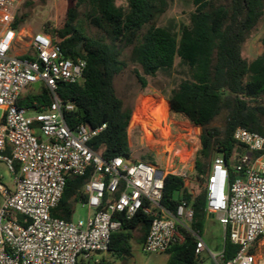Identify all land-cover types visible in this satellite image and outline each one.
Returning <instances> with one entry per match:
<instances>
[{
  "label": "built area",
  "instance_id": "2783aa9c",
  "mask_svg": "<svg viewBox=\"0 0 264 264\" xmlns=\"http://www.w3.org/2000/svg\"><path fill=\"white\" fill-rule=\"evenodd\" d=\"M21 1L0 0V163L14 176L11 186L0 180V264L97 262L112 255L120 217L133 219L140 212L151 219L146 253H167L183 244L187 234L194 235L193 204L181 200L171 211L162 200L168 175L183 178L186 185L195 152L167 134L162 166L132 156L105 159L90 143L106 124L70 127L66 115L75 110L74 103L55 98L40 109L20 106L35 85L55 92L60 83L82 81L87 66L82 58H67L51 34L15 28ZM233 138L243 153L233 166L224 155L216 156L204 190L207 216L217 218L238 251L227 259L224 250L214 253L197 237L196 264H264V136L239 127ZM230 168L237 174L233 182ZM70 175L88 176L82 188L86 201L81 202L89 209L85 219L52 216Z\"/></svg>",
  "mask_w": 264,
  "mask_h": 264
},
{
  "label": "trees",
  "instance_id": "16d2710c",
  "mask_svg": "<svg viewBox=\"0 0 264 264\" xmlns=\"http://www.w3.org/2000/svg\"><path fill=\"white\" fill-rule=\"evenodd\" d=\"M192 5L189 23L176 35L158 24L170 8V0H126V6H119L117 0H77L68 11L65 26L46 27L45 33L60 41L67 58L86 60L83 80L60 83L55 92L43 86L41 93L23 96L19 105L34 110L51 105L55 98L72 102L75 110L66 115L70 127L87 124L97 128L106 124V129L90 143L94 151L105 159L130 158L128 130L132 108L118 96L115 79L131 63L141 68V71L135 68L134 73L140 86L146 88L149 77L155 78L160 70L173 68L179 58L188 65L191 78L172 90L169 108L201 128L195 173L205 182L217 154L230 162L243 153L244 148L233 138L237 128L264 136V50L253 61L243 53L264 17V0H192ZM81 6L89 23L99 30V37L86 35L78 26ZM27 19V14L17 15L15 28H21ZM262 42L264 46V39ZM119 45L129 49L127 60L122 59ZM221 116L225 119L224 126H216L214 123ZM143 160L155 163L153 158ZM15 168L18 170V163ZM236 177L230 168V181ZM87 178L67 177L63 197L52 210L53 217L73 220L75 205L86 201L82 188ZM181 200L193 204L194 235L187 234L183 244L167 252L166 264H196L197 237H202L205 230L208 217L205 190L194 195L183 178L168 175L162 205L174 211ZM120 218L122 227L112 235L110 252L127 259L133 253L134 232L138 231V242L143 245L151 219L142 212L133 219ZM18 219L23 221L20 215ZM237 251L227 231L225 257L231 259Z\"/></svg>",
  "mask_w": 264,
  "mask_h": 264
},
{
  "label": "rangeland",
  "instance_id": "374dc122",
  "mask_svg": "<svg viewBox=\"0 0 264 264\" xmlns=\"http://www.w3.org/2000/svg\"><path fill=\"white\" fill-rule=\"evenodd\" d=\"M28 3V4H27ZM77 0H22L17 9V15H28L27 21L22 25L24 34H34L45 32V28L60 29L66 24L68 11L75 5ZM119 6H126V0H117ZM193 10L192 0H170V8L160 18L158 24L172 30L176 35H180L184 25L189 23V16ZM80 16L78 26L90 37H99L98 29L93 27L87 20L84 6L79 8ZM264 17L257 30L244 46V55L252 61L260 56L264 50ZM122 51V59L127 60L129 49ZM141 71V68L131 63L116 77L115 88L119 97L125 104L132 108V117L129 124V140L134 160L154 159L155 164L162 166L165 162V145L167 134L170 138L179 141V145H187L195 152L196 157L201 148L200 141L201 128L194 126L186 117L174 114L170 111L167 97L182 81L191 78V71L188 65L177 58L173 68L160 70L155 78H148L149 85L142 88L136 78L134 69ZM43 84L35 85L27 94L41 93ZM167 103V104H166ZM224 116L215 121L216 126H224ZM155 131V133L153 132ZM152 132V134H151ZM198 133V134H197ZM152 135V136H151ZM154 138V139H153ZM165 138V139H164ZM217 154L216 156H218ZM237 159L230 161L233 166ZM147 162V161H146ZM150 162V161H149ZM13 174L9 171L6 163H0V180L12 185ZM204 183L201 182L192 171L186 182V188L194 195L204 191ZM1 201V200H0ZM89 213L88 207H84L81 202L75 205L73 220L85 219ZM206 232L203 233V240L214 253L220 254L225 245V229L216 217L208 218L205 223ZM139 233L134 232L132 240L133 253L127 259L117 258L109 255L99 261H92L90 264H166L167 253H146L143 245L138 242Z\"/></svg>",
  "mask_w": 264,
  "mask_h": 264
},
{
  "label": "crops",
  "instance_id": "0c3cea01",
  "mask_svg": "<svg viewBox=\"0 0 264 264\" xmlns=\"http://www.w3.org/2000/svg\"><path fill=\"white\" fill-rule=\"evenodd\" d=\"M244 53V52H243ZM245 56V55H244ZM253 61V60H252ZM170 95H171V93L168 95V97H167V100H168V98L170 97ZM167 104V103H166ZM9 186H11V185H9ZM0 205H1V203H2V198L0 197ZM208 218H212V217H210V216H208L207 217V219H206V221L208 220ZM204 232H206V227H205V230H204ZM200 238H202V237H200ZM203 239V238H202Z\"/></svg>",
  "mask_w": 264,
  "mask_h": 264
},
{
  "label": "water",
  "instance_id": "95a60500",
  "mask_svg": "<svg viewBox=\"0 0 264 264\" xmlns=\"http://www.w3.org/2000/svg\"><path fill=\"white\" fill-rule=\"evenodd\" d=\"M81 46V44L79 45V47Z\"/></svg>",
  "mask_w": 264,
  "mask_h": 264
}]
</instances>
